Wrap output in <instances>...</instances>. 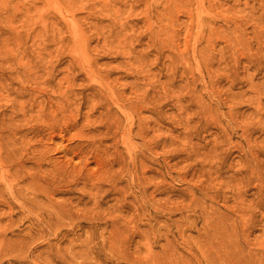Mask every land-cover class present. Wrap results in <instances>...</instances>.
Returning <instances> with one entry per match:
<instances>
[{
    "label": "rangeland",
    "instance_id": "rangeland-1",
    "mask_svg": "<svg viewBox=\"0 0 264 264\" xmlns=\"http://www.w3.org/2000/svg\"><path fill=\"white\" fill-rule=\"evenodd\" d=\"M0 264H264V0H0Z\"/></svg>",
    "mask_w": 264,
    "mask_h": 264
},
{
    "label": "bare ground",
    "instance_id": "bare-ground-1",
    "mask_svg": "<svg viewBox=\"0 0 264 264\" xmlns=\"http://www.w3.org/2000/svg\"><path fill=\"white\" fill-rule=\"evenodd\" d=\"M17 157V156H16ZM18 183V182H17Z\"/></svg>",
    "mask_w": 264,
    "mask_h": 264
}]
</instances>
